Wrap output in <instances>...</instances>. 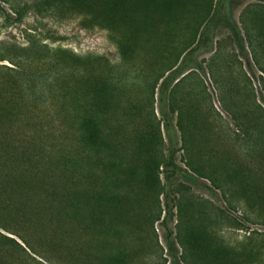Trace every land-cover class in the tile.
Instances as JSON below:
<instances>
[{
  "label": "rangeland",
  "instance_id": "1",
  "mask_svg": "<svg viewBox=\"0 0 264 264\" xmlns=\"http://www.w3.org/2000/svg\"><path fill=\"white\" fill-rule=\"evenodd\" d=\"M209 2L188 0L180 3L179 11H193V27H199ZM211 15H216L212 24H201L200 33L205 26L206 31L203 42H197L199 49L185 58L190 70L177 81L173 69L167 72L151 99V65L136 59L123 67L105 30L80 18L27 14L17 21L0 2V48L5 57L25 55L23 69L38 66L34 54L21 51L34 36L66 55L104 58L114 66L115 101L120 107L133 106L131 116H121L119 109L116 115L124 122L126 137L158 128L159 159L172 163L166 176L160 174L159 206L157 199L141 195L134 202L124 179L138 174L132 161L146 159L145 141L136 143L138 152L128 147L116 167L107 163L100 170L84 161L65 168L69 157L58 153L70 142L72 130L57 115L54 87L50 96L48 92L38 98L27 91L32 81L44 87L36 77L0 71V91L7 95L15 82L21 106L4 128L6 137L15 146L41 143L50 150L40 157L39 171L33 175L37 186L27 188V199L12 189L4 193L5 200L0 190V233L24 248L0 243V264H192L189 250L203 261L197 264H211L217 248L233 252L234 263L264 264V0H214ZM177 51L158 60L160 69ZM2 66L11 65L5 60ZM38 67L51 83L69 65ZM134 69L140 75L133 74ZM162 88L169 89V100L162 97ZM96 161L105 158L100 155ZM86 171L106 174L90 182L82 178ZM19 174L13 175L14 182ZM111 175L118 178H107ZM19 196L26 199L23 206Z\"/></svg>",
  "mask_w": 264,
  "mask_h": 264
},
{
  "label": "trees",
  "instance_id": "2",
  "mask_svg": "<svg viewBox=\"0 0 264 264\" xmlns=\"http://www.w3.org/2000/svg\"><path fill=\"white\" fill-rule=\"evenodd\" d=\"M187 1L0 0L15 16L17 21L22 20L27 14L55 20L80 18L90 25L105 30L109 40L118 51L123 67L133 63L136 59L151 65L152 69L149 73L154 78L151 77L147 81L150 83L148 98L151 99L154 96L158 82L167 72L173 69L175 72H173L175 74L173 81H177L186 71L190 70L188 68L189 65L185 64V58L186 60L189 59L195 50L199 49V43L197 42H203L206 26H208V23L212 24L216 19V15L214 17L211 15L214 0H210L206 13H204L202 20L200 19V26L193 27L192 22L195 17L192 18L191 15L193 16L194 12H188L186 9L179 11L180 3H186ZM201 24L206 26L200 33ZM172 32H175V34ZM196 43L197 45L194 46ZM24 44L21 47V51L34 54V61L39 63L38 66L41 64L45 68L50 65L54 67L60 64L69 65L66 73L60 70L53 77V81L49 83L48 79L43 76L44 69L38 66L33 69H23L22 62L28 59L27 56L22 55L25 58L17 56L19 58L9 59L5 57L3 49L0 48V61L6 60L11 65L10 67H0V71H5L7 74L14 76L31 75L44 84L43 87L37 81H32L27 90L32 95L44 98L49 92L48 96H50L51 87H54L53 92L58 97L57 115H61L64 121L70 124L72 130L69 134L70 142L64 145V148L61 147L64 149L62 153H58L59 155L62 154L63 157H69L66 158L65 163L63 162L64 167H78L80 163L81 165L86 164L84 161L90 164L93 163L99 169L101 165L103 167L107 163L116 167L119 156L125 157V155H128V147L132 148V153L138 152L139 149L136 143L142 144V141H145L148 143L146 159L132 161L133 167L136 165L138 169V174L135 172L124 179L127 180V184L132 189L131 195L134 202H139L141 195L144 200H147L148 197L151 201L153 198L157 199V206H159V197L163 192L160 174L166 176L167 168L172 166V163L167 158L163 161L159 159L161 150L159 151L157 145L159 144L158 146H160L161 133L158 128L153 129L152 127V130L147 133L140 132L126 137L124 122L122 121L123 123H121V120L116 115L119 109L122 112L121 116H131V107L133 108V106L126 104L120 107V102L117 103L115 101L116 98L113 92L115 85L113 84L112 76L114 66H110L102 57L79 58L74 55H66L64 51L56 48L50 49L46 43L34 36ZM174 49H178V51L177 53L175 52L176 54H174L175 56L172 58L171 63L165 69H160L158 60L168 56L171 57L170 52ZM177 66L179 68L178 71L175 69ZM180 66H183V69ZM101 71H105V73L100 74ZM139 73L141 71H135L134 69L133 74L138 76L140 75ZM15 85V82L9 85L7 95H3L2 91H0V175H3V182H0V190L4 191L2 196L5 200L8 199V194L4 193L12 189L27 199L29 194L27 188L37 186L33 175L39 171L40 157L42 160L50 151L44 149L41 143L32 146L29 143V146L26 147L22 145L15 146L6 137L7 133L4 128L10 121L12 112L16 108L21 107L15 96V93L18 92L16 90L13 91L16 88ZM161 90L164 100H169V89L162 88ZM20 93H25V90L22 89ZM127 105L130 106L129 109L126 108ZM175 106L180 108L177 105ZM169 107L171 108V113L175 114L176 111L171 106ZM41 113L42 111L40 113L37 112L33 119H37L39 117L38 114ZM135 114L136 116L140 115L139 112ZM131 143L135 145L134 148ZM66 149L67 151H65ZM100 155L104 156V162L96 161ZM92 159L93 162L91 161ZM9 171H12L13 174L9 173ZM16 172L17 174L20 173L19 176H16L19 177L18 182L12 180ZM104 174L106 172L103 173L101 171L99 174L86 171L82 173V178L84 177L83 179L92 182L94 179L103 178ZM26 177L30 179H25ZM107 178L114 179L118 177L111 175V177L107 176ZM90 182H88V185L93 186ZM15 186L20 190L16 189ZM19 197L23 206L26 199H23L22 196ZM4 225L7 224L4 223ZM170 234L168 230V236ZM0 243L3 245L14 244L13 246L24 251V248L13 238L1 233ZM189 251L191 255L189 260L192 264L203 262L197 255L195 256L196 252L193 250ZM213 253L211 264H237L234 263L235 255L233 252L223 253L217 248Z\"/></svg>",
  "mask_w": 264,
  "mask_h": 264
}]
</instances>
